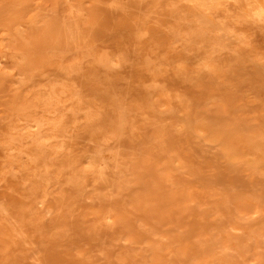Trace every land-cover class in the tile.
I'll return each mask as SVG.
<instances>
[{
  "label": "rangeland",
  "instance_id": "rangeland-1",
  "mask_svg": "<svg viewBox=\"0 0 264 264\" xmlns=\"http://www.w3.org/2000/svg\"><path fill=\"white\" fill-rule=\"evenodd\" d=\"M254 6L0 0V264H264Z\"/></svg>",
  "mask_w": 264,
  "mask_h": 264
},
{
  "label": "bare ground",
  "instance_id": "bare-ground-1",
  "mask_svg": "<svg viewBox=\"0 0 264 264\" xmlns=\"http://www.w3.org/2000/svg\"><path fill=\"white\" fill-rule=\"evenodd\" d=\"M255 4L254 13L258 18H261L264 20V0H253ZM255 16V18H256ZM35 126V124H33ZM32 125V128H33ZM37 125V124H36ZM94 161V160H93ZM89 165V164H88Z\"/></svg>",
  "mask_w": 264,
  "mask_h": 264
}]
</instances>
